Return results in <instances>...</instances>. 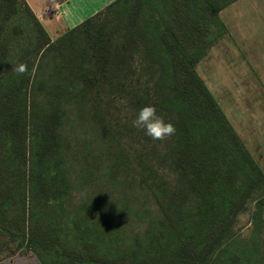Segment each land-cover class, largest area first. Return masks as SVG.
Here are the masks:
<instances>
[{
	"label": "trees",
	"instance_id": "1",
	"mask_svg": "<svg viewBox=\"0 0 264 264\" xmlns=\"http://www.w3.org/2000/svg\"><path fill=\"white\" fill-rule=\"evenodd\" d=\"M232 1L113 0L51 39L0 0V260L242 264L255 202L244 264H264V173L195 69ZM149 105L172 137L133 126Z\"/></svg>",
	"mask_w": 264,
	"mask_h": 264
},
{
	"label": "crops",
	"instance_id": "2",
	"mask_svg": "<svg viewBox=\"0 0 264 264\" xmlns=\"http://www.w3.org/2000/svg\"><path fill=\"white\" fill-rule=\"evenodd\" d=\"M112 1L26 0L51 39ZM219 17L227 32L203 56L214 57L210 72L202 78L195 69L264 173V0H234ZM0 264L40 263L22 247Z\"/></svg>",
	"mask_w": 264,
	"mask_h": 264
},
{
	"label": "clouds",
	"instance_id": "3",
	"mask_svg": "<svg viewBox=\"0 0 264 264\" xmlns=\"http://www.w3.org/2000/svg\"><path fill=\"white\" fill-rule=\"evenodd\" d=\"M14 70L18 74H23L27 71V66L21 63ZM132 124L134 127L142 129L145 135L153 140L163 141L172 137L176 132L175 126L170 122L166 123L164 118L157 114L153 105L141 108Z\"/></svg>",
	"mask_w": 264,
	"mask_h": 264
},
{
	"label": "rangeland",
	"instance_id": "4",
	"mask_svg": "<svg viewBox=\"0 0 264 264\" xmlns=\"http://www.w3.org/2000/svg\"><path fill=\"white\" fill-rule=\"evenodd\" d=\"M26 1V0H25ZM214 58L213 55L212 56H208L207 58H200L198 61H196V68L198 70V73L201 75V77L203 78L204 76H207L210 72V65L213 64V62L210 60V58ZM211 58V59H212ZM244 144V143H243ZM245 145V144H244ZM246 146V145H245ZM247 148V147H246ZM249 151V150H248ZM250 152V151H249ZM254 151H252L253 153ZM251 154V152H250ZM252 155V154H251ZM252 157L254 158V156L252 155ZM255 160V158H254ZM257 162V161H256ZM261 212H262V217L261 219L263 222V227L259 230L260 234H264V206H261ZM255 208V202H252L249 204V209H247L245 212L240 213L237 216V223L238 225H241L242 228L240 229V239H239V244H238V253L241 256V261L242 264H244V261L246 259V255H247V237H248V233L253 230V228H250V221H249V217L251 216L250 212L252 209ZM149 210H152L151 206L149 207ZM124 225L127 226H131V224L133 223V220L131 219V217L124 219L123 221ZM130 223V224H127ZM144 224H142L139 227L140 231H144ZM27 245H25L23 248H26Z\"/></svg>",
	"mask_w": 264,
	"mask_h": 264
},
{
	"label": "built area",
	"instance_id": "5",
	"mask_svg": "<svg viewBox=\"0 0 264 264\" xmlns=\"http://www.w3.org/2000/svg\"><path fill=\"white\" fill-rule=\"evenodd\" d=\"M49 12V14L51 13V10L50 11H48Z\"/></svg>",
	"mask_w": 264,
	"mask_h": 264
}]
</instances>
